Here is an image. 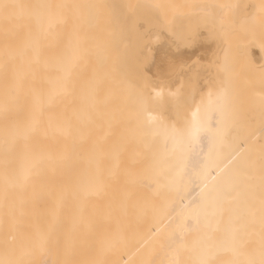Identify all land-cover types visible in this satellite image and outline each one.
Wrapping results in <instances>:
<instances>
[{
    "label": "bare ground",
    "instance_id": "bare-ground-1",
    "mask_svg": "<svg viewBox=\"0 0 264 264\" xmlns=\"http://www.w3.org/2000/svg\"><path fill=\"white\" fill-rule=\"evenodd\" d=\"M94 1L0 0V261L264 264V134L243 148L226 143V95L212 79L186 91L149 88L154 106L172 108L144 116L152 156L87 144L82 104L57 108L56 44L70 39L73 23L85 34L79 5ZM241 6L253 15V4ZM192 27L194 38L219 37ZM68 59L58 62V99Z\"/></svg>",
    "mask_w": 264,
    "mask_h": 264
},
{
    "label": "rangeland",
    "instance_id": "rangeland-1",
    "mask_svg": "<svg viewBox=\"0 0 264 264\" xmlns=\"http://www.w3.org/2000/svg\"><path fill=\"white\" fill-rule=\"evenodd\" d=\"M245 1L253 4L249 9L253 15L248 18H245L247 14L241 0H95L88 5L82 3L80 14L84 13L90 22L85 34L76 31L73 23L70 39L56 44L57 108L82 104L87 144L99 141L103 148L152 156L158 149L152 132L151 137L148 135L150 127L144 116L160 106H154L149 97V88L156 83H153L155 76L151 77V72L146 74V70H150L154 46L164 43L165 36L160 30L166 33L169 42L171 37L186 30L189 35L191 31L194 34L196 30L190 27H195L196 22L199 29L205 24L215 29L224 53L220 66L216 65L219 69L212 65L210 73H206L201 65L195 66L185 70L182 77H192L194 84L200 86L206 84L198 80L210 77L211 82L222 88L226 106L220 125L226 130L219 133L227 136L223 139L229 146L250 140V135L264 134V55L258 65L250 57L253 50L264 46V18H261L264 0ZM254 11L262 14L261 17L255 16ZM185 38L183 36V40ZM64 54L69 56L70 80L68 91L62 89L63 96L58 99L59 82L65 79L58 62ZM214 73L219 76L218 82L211 78ZM79 76L85 78L81 86ZM169 104L163 101L160 108L164 113L172 111Z\"/></svg>",
    "mask_w": 264,
    "mask_h": 264
},
{
    "label": "crops",
    "instance_id": "crops-1",
    "mask_svg": "<svg viewBox=\"0 0 264 264\" xmlns=\"http://www.w3.org/2000/svg\"><path fill=\"white\" fill-rule=\"evenodd\" d=\"M187 32L188 30L183 31L179 36L171 37L172 39L168 42L166 41V33L160 30L161 35L164 34L165 36L164 43L162 42L160 46L155 45L154 50L152 48L150 70H146V74L151 72V77L152 75L155 76L154 84L166 85L169 88L180 84L183 90L191 89V86L199 88L200 85H195L192 77L188 76L187 79H184L182 77L183 72L195 66L199 68L201 65L207 70L204 72L210 73L209 69L212 65L214 66L221 51L219 37L216 39L215 36L204 35L194 38ZM183 36H186L184 40ZM198 82L208 84L210 77L203 76Z\"/></svg>",
    "mask_w": 264,
    "mask_h": 264
},
{
    "label": "snow or ice",
    "instance_id": "snow-or-ice-1",
    "mask_svg": "<svg viewBox=\"0 0 264 264\" xmlns=\"http://www.w3.org/2000/svg\"><path fill=\"white\" fill-rule=\"evenodd\" d=\"M5 7H7V6H5ZM240 147L243 148V144L242 143H241ZM0 264H4V261H0Z\"/></svg>",
    "mask_w": 264,
    "mask_h": 264
}]
</instances>
